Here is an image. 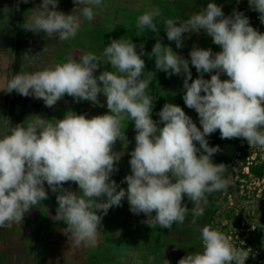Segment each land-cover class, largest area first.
Segmentation results:
<instances>
[{
	"label": "clouds",
	"instance_id": "obj_1",
	"mask_svg": "<svg viewBox=\"0 0 264 264\" xmlns=\"http://www.w3.org/2000/svg\"><path fill=\"white\" fill-rule=\"evenodd\" d=\"M74 3L83 7L65 14L57 10L58 0H42L23 27L66 41L76 37L81 17L91 21L94 7H106L104 0ZM248 3L264 23V0ZM160 16L161 10L154 7L138 17L137 27L159 36L154 21ZM163 24L177 48L183 47L184 33L203 31L220 51L193 46L186 59L160 39L146 53L143 44L137 51L132 40L121 37L102 52L115 71L100 70L101 56L88 53L34 73L19 72L8 82L4 91L42 100L46 107L65 95L77 103L103 106L98 98L103 94L108 112L88 117L70 111L54 124L36 115L27 127L13 126L0 137V228L21 223L26 213L47 200L45 184L56 194L54 218L67 225L64 231L75 246H95L103 216L122 206L125 198L133 214L147 216L148 225L171 230L185 221L187 197L196 224L208 196L228 187L225 165L212 159L219 146H210L207 137L219 130L221 139L243 138L264 149V33L243 12L233 10L226 16L214 0L182 22L169 18ZM145 55L155 58L156 70L184 76L182 98L198 114L200 127L181 106L169 102L156 114L159 122L152 118L153 100L147 90L156 72H144ZM190 65L198 73L195 79ZM206 73L210 79L204 78ZM222 74L227 79H221ZM126 117L136 135L129 153L131 174L121 182L126 181L125 189L112 176L122 155L113 147L121 139L127 141L122 131ZM68 182L78 191L65 187ZM200 232L202 251L188 253L178 264H245L251 249L235 247L226 234L210 226Z\"/></svg>",
	"mask_w": 264,
	"mask_h": 264
},
{
	"label": "rangeland",
	"instance_id": "obj_2",
	"mask_svg": "<svg viewBox=\"0 0 264 264\" xmlns=\"http://www.w3.org/2000/svg\"><path fill=\"white\" fill-rule=\"evenodd\" d=\"M213 0H104L106 7L100 9L94 7L95 16L91 21H88L81 17L80 27L78 29L77 35L73 39L64 41V48L66 54L69 53L71 59L79 60V58L85 54L93 53L97 56H101L102 68L100 70H109L115 71L112 69L110 64L107 63L106 58L102 57L103 48L107 46L111 41V34L116 33L115 29H123L124 34H128L130 27H137V19L140 15L151 10L154 7H159L161 10V16L155 18V23L157 24L158 29L160 30L159 36H156V39H160L163 44L171 46L175 52L186 59H190L189 53L193 46L201 48H211L213 52L220 51L219 46L212 43V38L207 36L206 33L201 31V33H184L183 47L177 48L174 41H169L167 39L166 33L164 32L163 21L169 18L175 19L179 22H182L188 19L193 13L199 12L203 7ZM214 2L222 7L224 14L230 15L235 9V5L232 0H214ZM70 6L74 3V0H69ZM123 3L131 5L130 7H124ZM133 6V7H132ZM83 7L79 5V8ZM245 16L249 18L250 24L253 26L252 19L248 16V11L245 6L241 5V2H237L236 5ZM72 11V10H71ZM72 14V12H71ZM126 17H125V15ZM115 17V19H113ZM140 30V29H139ZM115 31V32H114ZM109 34V35H108ZM106 35V36H104ZM157 35V34H156ZM103 37L105 38L103 40ZM141 40L143 41V35L141 34ZM192 72V77L195 79L198 76L196 69L190 65ZM97 71V75L99 71ZM205 79H210V74H205ZM221 79H227L226 75H221ZM183 80L184 76L172 75L168 76L167 73L158 70L157 79L154 84H150L149 89L147 90L148 94L152 97L153 100V113L157 114L163 105L166 102L177 104L181 106L186 114L190 117H197L198 114L193 109L187 108L183 101ZM98 98L104 99L103 94H100ZM90 104V105H89ZM89 106H93L92 102L89 101H80L75 102L73 97L70 96V108L71 111L76 112L77 114L87 113ZM94 115H103L107 109H102L100 107H91ZM153 116V114H152ZM91 117V116H90ZM129 119H126L127 125L131 126L134 123ZM162 126V125H159ZM135 130V129H134ZM214 134H211L208 138L214 137ZM214 139H218L215 138ZM232 143V139H230ZM135 147V136L133 140H119L113 147V151L121 153V159L118 163V171L113 174L115 181L123 188H127L126 181L121 183L126 175L131 174L130 169V155L129 153ZM230 148L226 154V180H228V175L231 172V154ZM221 164H224L225 157H220ZM120 163L124 164L121 166ZM224 192L230 193V199L227 202H222L218 204L216 212V223L215 230L219 231L220 224L226 223L222 217L226 211L233 210L234 216L240 215L241 224L240 231H238V239L244 237L247 233V228H252L257 222H259V216L264 209V201L252 197L251 193L247 197L240 196L235 188L229 191L227 188ZM55 194V193H54ZM223 196V195H222ZM186 198V203H192ZM193 204V203H192ZM127 199L125 198L122 206L112 207L109 209L107 215L103 216L102 219V230L98 233L97 241L95 246L81 244L80 246H75L73 239L69 233H66L64 229L67 225L63 222H57L55 220L53 224L52 232L50 231V236L47 240V244L42 246V253L47 259V264H103L105 262V256L108 254L111 261L117 262L118 264H138L140 258L137 256L145 253V249H142L140 246H135L134 241L137 239V230L138 226L136 223H139V227L142 231H147L149 226L147 222V216L144 214L146 219H141L139 216L130 215V221H126L121 224L118 223L119 219H126V215L131 211L128 207ZM133 214V213H132ZM155 215V212H153ZM109 216L110 221L105 217ZM150 219L153 218H149ZM228 223V221H227ZM20 224H17V238L22 235ZM235 229V230H239ZM234 229L231 228V232ZM200 238V233L196 234L194 240V247L190 253L198 252V241ZM201 250H202V239ZM128 245L129 248L126 249L128 253L124 256H120L123 253L122 247ZM130 245L132 247H130ZM135 247H134V246ZM144 248V247H143ZM118 249V250H117ZM118 258V259H117ZM117 260V261H116ZM121 260H124L123 262Z\"/></svg>",
	"mask_w": 264,
	"mask_h": 264
},
{
	"label": "crops",
	"instance_id": "obj_3",
	"mask_svg": "<svg viewBox=\"0 0 264 264\" xmlns=\"http://www.w3.org/2000/svg\"><path fill=\"white\" fill-rule=\"evenodd\" d=\"M42 0H27L22 10L20 28V69L21 73H34L58 63L66 62L65 42L56 36L33 32L23 27L38 12ZM79 5L70 6L69 0H58V11L71 14ZM19 0H0V137L8 134L11 127L20 125L27 127L41 116L51 123L63 119L70 108V96L65 95L55 106L46 107L42 100L24 97L15 92L14 110L11 115V93L4 91L12 79L14 49ZM72 10V11H71ZM75 14V12L73 13ZM159 119V117L157 116ZM65 187H68L66 185ZM48 191V199L41 201L25 214L20 224L22 235L17 238V224L0 228V264H47L42 253V246L52 232L55 222L56 194Z\"/></svg>",
	"mask_w": 264,
	"mask_h": 264
},
{
	"label": "trees",
	"instance_id": "obj_4",
	"mask_svg": "<svg viewBox=\"0 0 264 264\" xmlns=\"http://www.w3.org/2000/svg\"><path fill=\"white\" fill-rule=\"evenodd\" d=\"M232 2L235 5V9L237 11H240V12H241V10H239V8H237L236 5H237V2H241V5L245 6L247 8L248 16L250 18H252L253 21L258 23L259 32L264 33V23H261V21L259 19L260 13L253 11L249 7L248 0H232ZM123 4L126 5L124 7H130L131 6V5L126 4V3H123ZM125 17H126V15H125ZM113 19H115V17ZM130 28L131 29L129 30L128 34H124L123 29L122 30L119 28L115 29L116 33L115 34L112 33L110 35L111 40L112 39H119L121 37L123 39H126V40H132L133 43L137 45V51H139V45L143 44L144 45V51L146 53H150L153 45L157 41L156 33H153L151 30H148V29L139 30V29H136L134 27H130ZM141 34L143 35V38H144L143 41L141 40V38H142ZM104 36H106V35H104ZM104 39L105 38L103 37V40ZM143 59L146 62V68L144 69V72L145 73H147V72L155 73L156 72V75L153 76V80L151 82V84H154L156 79H157V74H158V70L155 69V63H154L155 58L151 57L150 55L149 56L145 55L143 57ZM99 100H100V104L103 106H100V105H95V106L100 107L102 109H107L106 101H104V99H102V98H99ZM95 106L93 105L91 107L93 108ZM91 107L89 106V108L87 110L88 111L87 112L88 117L94 116V114L92 112H90V110H92ZM107 111H108V109H107ZM84 113H85V111H84ZM152 114H153L152 118L155 121L159 122V119L157 118V115L155 114V112L154 113L152 112ZM126 119H128V118L126 117L124 119V121H122V131L123 130L125 131V135H126L127 140H133L134 136L136 135V131L134 130V124L131 125V122L130 123L128 122L131 126L127 125ZM237 139L238 138L232 139V143L230 145V151L233 150V148L237 142ZM249 154H250V152H247L246 150L243 149L241 159L244 161L245 158ZM120 165L124 166V164H122V163H120ZM263 168H264V162H260L259 158L257 157L256 160L253 161L252 164L249 165V172L251 175H253L255 177H260L263 173ZM225 173L223 174L224 179H226ZM112 179L115 180L114 176H112ZM66 185H68V187H71L72 190L78 191V186L75 183L68 182L65 184V186ZM233 188L234 187L229 186V185L227 187V189L229 191H231ZM224 191L225 190L217 191V192L211 194L210 196H208V204L207 205H203V204L201 205L205 209L204 215L197 219L196 224H193L191 222L193 219V217L191 215V210H192L193 204L192 203H186L185 202L186 198L184 199L183 203L187 205V207L189 208V212L186 215L184 223L179 224V225L174 224V227H175V231L180 233L182 236H185V235L189 236V238L186 239V242L183 243L184 245L182 244L183 247L187 248V254L190 253V251H192V248L194 247V240L196 238L197 233H200V238H201L200 229H202L204 226H210L212 229H214L216 227L215 226V223H216L215 219L217 217L216 212H217L218 204L220 203V201L227 202L226 196H222ZM261 201H264V200H261ZM122 203H124V201H122ZM122 215H126V219L125 218H124V220H122L123 218L119 219V221H117L118 223L122 224L123 221L124 222L126 221V223L128 221H130V223L132 224V221H131L132 219L130 218L131 219L130 220L129 217H130V215L135 216V214H132V212H130L129 214L125 213V214H121V216ZM136 216H139L141 219H146V217L144 216L143 213L136 215ZM105 218L110 221L109 216H107ZM222 218L224 220H226V223L220 224V226H219L220 232L228 235L231 232V228L237 229L240 227V224H241L240 215L234 216L233 210L226 211ZM151 221H152V219H150L149 222H151ZM227 221H228V223H227ZM57 222H59V221H57ZM145 222H146V220H145ZM134 224H136L138 226L137 236H136L137 239H136V242L134 241V244H135V246H139V247L141 246L142 249H144L143 247H144V244L146 243L145 240L147 239L148 234H154V233L161 234L160 232H161L162 228H160V226L158 224H152V226L148 225L149 229L147 231H142L139 227V223L135 222ZM247 229H248V231H247L246 235L243 237L244 244L241 246V248H244L245 250L251 249V251L249 252V257L247 258L245 264H264V209L262 210V212L259 216V222H257L254 226H252V228H247ZM200 238H199V241L197 244L198 248H200L198 252L202 251ZM176 245H177V243L175 244L174 242H169V246L171 248V253H172L169 257H167V259H169V261H171V263H169V264H178V261L181 258H183V256L179 252H177ZM124 247H126V249L129 248L128 245L123 246L122 247L123 250L121 252L123 254L122 255L118 254L119 257L120 256L122 257L128 253V251ZM130 247H132V246L130 245ZM150 251H151V253L154 252L151 249H150ZM105 257H106L105 262L103 264H118L117 262L111 261L108 254H106ZM139 258H141L143 260L146 259V254L142 253L139 256ZM121 261L123 262L124 260H121Z\"/></svg>",
	"mask_w": 264,
	"mask_h": 264
},
{
	"label": "built area",
	"instance_id": "obj_5",
	"mask_svg": "<svg viewBox=\"0 0 264 264\" xmlns=\"http://www.w3.org/2000/svg\"><path fill=\"white\" fill-rule=\"evenodd\" d=\"M252 22L254 23L253 27L259 31L258 23L253 21V19ZM243 149L247 152H250L244 161L241 159ZM257 157L259 158L260 162H264V149L250 146L245 139L238 138L231 154L232 168L230 174L228 175L227 181L228 185L234 187L240 196L247 197L251 193L252 197H256L259 200H264V168L260 177H255L249 172V165L252 164V162L255 161ZM222 195L226 196V199L229 200L231 194L224 192ZM241 229H234L233 232H230L227 235L230 238L232 244L237 248H241V246L244 244L243 237L238 239L237 233Z\"/></svg>",
	"mask_w": 264,
	"mask_h": 264
},
{
	"label": "flooded vegetation",
	"instance_id": "obj_6",
	"mask_svg": "<svg viewBox=\"0 0 264 264\" xmlns=\"http://www.w3.org/2000/svg\"><path fill=\"white\" fill-rule=\"evenodd\" d=\"M190 116V115H189ZM193 121L199 125V118L192 117ZM214 137L208 138V143L210 146L215 147L219 146L220 151H218L216 154L213 155L212 159L213 162L216 164H221L220 157H225L224 165L226 168V154L230 148V139H221L219 130H217L215 133H213ZM226 172V171H225ZM224 172V173H225ZM223 173V174H224ZM215 193V192H214ZM161 234H148L147 239L145 240L144 249L146 254V259H141L138 264H169L171 261L167 259L172 253L171 248L169 246V242H174L176 245V250L179 252L183 257L187 255V248L183 247L182 244L186 242V239L189 238V236L185 235L182 236L180 233L175 231L174 225L172 226L171 230L168 229H162ZM184 245V244H183ZM150 249L154 251L151 253ZM139 258V255L137 256Z\"/></svg>",
	"mask_w": 264,
	"mask_h": 264
},
{
	"label": "water",
	"instance_id": "obj_7",
	"mask_svg": "<svg viewBox=\"0 0 264 264\" xmlns=\"http://www.w3.org/2000/svg\"><path fill=\"white\" fill-rule=\"evenodd\" d=\"M24 0H19V9H18V17H17V25H16V37H15V49H14V64H13V72L12 77L19 74L20 69V28H21V19H22V10H23ZM14 98L15 91L11 92V102H10V112L13 114L14 110Z\"/></svg>",
	"mask_w": 264,
	"mask_h": 264
}]
</instances>
